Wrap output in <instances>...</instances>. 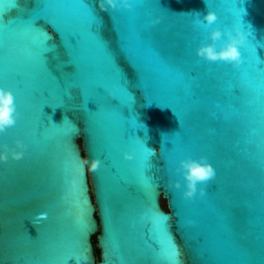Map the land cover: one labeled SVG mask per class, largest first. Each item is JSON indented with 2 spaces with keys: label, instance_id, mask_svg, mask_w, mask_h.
I'll return each instance as SVG.
<instances>
[{
  "label": "water",
  "instance_id": "water-1",
  "mask_svg": "<svg viewBox=\"0 0 264 264\" xmlns=\"http://www.w3.org/2000/svg\"><path fill=\"white\" fill-rule=\"evenodd\" d=\"M125 2L0 0V264H264V0Z\"/></svg>",
  "mask_w": 264,
  "mask_h": 264
},
{
  "label": "clouds",
  "instance_id": "clouds-1",
  "mask_svg": "<svg viewBox=\"0 0 264 264\" xmlns=\"http://www.w3.org/2000/svg\"><path fill=\"white\" fill-rule=\"evenodd\" d=\"M100 7L103 10L105 8V0H99ZM123 7L130 8L132 5L130 3L125 2V0H120ZM107 4L116 7L117 0H107ZM206 18L211 21L214 19V15L211 12L206 13ZM219 31H215L213 36H219ZM245 37L243 34L239 36L238 39H232L225 48L221 49L220 51H215L210 45L201 47L197 50V54L207 60L215 61L217 59H223L225 61H232L234 65H238L240 63L239 53L237 51L236 45L243 44ZM12 96L9 92L5 91L4 89L0 88V128L4 127L5 125L11 124V112H12ZM130 158V157H129ZM99 161L93 164L95 168ZM182 165L187 169L184 173L187 187L184 191L183 195L185 197L191 198L194 193L196 192V186L201 182H204L211 177L214 176V169L210 164H201L197 162H181ZM179 187V184H177ZM200 193L203 195V189H200Z\"/></svg>",
  "mask_w": 264,
  "mask_h": 264
},
{
  "label": "trees",
  "instance_id": "trees-1",
  "mask_svg": "<svg viewBox=\"0 0 264 264\" xmlns=\"http://www.w3.org/2000/svg\"><path fill=\"white\" fill-rule=\"evenodd\" d=\"M94 243H95V246H96V254H97V257L98 259L100 258V249L98 248V246L96 245V238L94 237Z\"/></svg>",
  "mask_w": 264,
  "mask_h": 264
}]
</instances>
